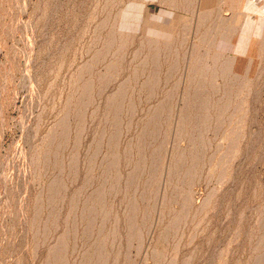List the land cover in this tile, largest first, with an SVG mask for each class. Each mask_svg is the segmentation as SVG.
<instances>
[{"label": "rangeland", "instance_id": "obj_1", "mask_svg": "<svg viewBox=\"0 0 264 264\" xmlns=\"http://www.w3.org/2000/svg\"><path fill=\"white\" fill-rule=\"evenodd\" d=\"M0 264H264V0H0Z\"/></svg>", "mask_w": 264, "mask_h": 264}]
</instances>
